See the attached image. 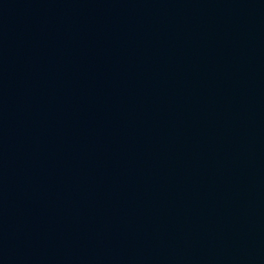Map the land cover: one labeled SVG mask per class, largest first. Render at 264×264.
<instances>
[{
	"label": "water",
	"instance_id": "water-1",
	"mask_svg": "<svg viewBox=\"0 0 264 264\" xmlns=\"http://www.w3.org/2000/svg\"><path fill=\"white\" fill-rule=\"evenodd\" d=\"M0 264H264V0H0Z\"/></svg>",
	"mask_w": 264,
	"mask_h": 264
}]
</instances>
